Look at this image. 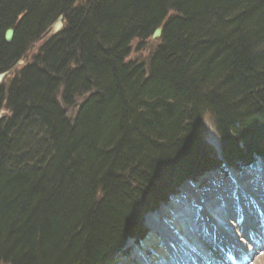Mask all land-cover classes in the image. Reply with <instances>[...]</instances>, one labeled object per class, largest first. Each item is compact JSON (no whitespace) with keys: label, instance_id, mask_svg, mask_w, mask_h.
Here are the masks:
<instances>
[{"label":"trees","instance_id":"obj_1","mask_svg":"<svg viewBox=\"0 0 264 264\" xmlns=\"http://www.w3.org/2000/svg\"><path fill=\"white\" fill-rule=\"evenodd\" d=\"M22 60L0 84V264H115L185 180L264 155V0H0V73Z\"/></svg>","mask_w":264,"mask_h":264},{"label":"bare ground","instance_id":"obj_2","mask_svg":"<svg viewBox=\"0 0 264 264\" xmlns=\"http://www.w3.org/2000/svg\"><path fill=\"white\" fill-rule=\"evenodd\" d=\"M250 168L200 192L182 186L183 199L148 217V235L124 264H264V162Z\"/></svg>","mask_w":264,"mask_h":264},{"label":"rangeland","instance_id":"obj_3","mask_svg":"<svg viewBox=\"0 0 264 264\" xmlns=\"http://www.w3.org/2000/svg\"><path fill=\"white\" fill-rule=\"evenodd\" d=\"M74 1L76 3H81L84 0H74ZM51 35H52L51 30H49L47 33H45L44 37L41 38V40H39L38 42H36L35 45L32 47V49L29 51L25 61L26 60L30 61L31 57H33V55L38 51V49L42 45V43ZM159 39H160V36L158 38H153L152 36H150L147 39H138V38L133 39L131 44H130V54L127 57V60L143 61L146 63L150 57V54L154 50L155 46L159 43ZM23 63H24L23 60L21 63H18V65H16L15 68L12 71H10L4 77V79L1 81V83H6L12 77L13 71H16V69L19 68L20 65H22ZM75 111H76V108H67V113L71 117L74 116ZM6 112L7 111L4 107L2 109H0L1 117L3 115H5ZM203 123L205 125V135H204L205 141L208 143V145H210L218 153V155H220V151H221L220 139H219L218 133L215 129V125H214V121H213L212 117L208 114H205L204 118H203ZM261 162H264V155L256 156L255 159L253 160V162L245 168L235 169L232 167H230V168L229 167H224V168L220 167V168L211 169V170L205 172L203 175H200L199 177H195L193 179L185 180L180 186H178L176 188V191L174 193H177L180 196V198H182V194H180V190H181L182 186L184 187V185L185 186L186 185L192 186L196 192H198V190L200 192L202 189H205L206 186H208V185L219 183V182H224L228 179L229 180L230 179L235 180V178H234L235 176L236 177L242 176V175L248 174V173L252 174V170L250 167H252L254 164H259ZM170 197L171 196L169 195V200L167 202L159 203V205L155 209L149 210L150 212L147 211L144 214L143 224H144V229L147 230V235L149 233V226L147 225L148 217H150V215L153 216L154 213L160 207H164L171 200ZM214 211L215 210H213V212L212 211L211 212L213 214H217ZM189 218L190 217H186V219H189ZM219 218L224 219L223 217H219ZM182 220H184V219H182ZM182 222L184 223V221H182ZM145 230H144V235H145ZM144 239H143V241H144ZM143 241L138 242V243L140 245H142ZM124 246H126V249L124 251H122V253L117 255V257H116L117 260H116L115 264H121V263L124 264V262H127L130 260L132 254H133L132 249L135 248L134 240H129L127 242V244ZM134 250H136V249H134Z\"/></svg>","mask_w":264,"mask_h":264},{"label":"water","instance_id":"obj_4","mask_svg":"<svg viewBox=\"0 0 264 264\" xmlns=\"http://www.w3.org/2000/svg\"><path fill=\"white\" fill-rule=\"evenodd\" d=\"M63 26V16L60 15L56 21L51 25L50 30L52 31V35H54L55 33H57ZM162 32V28L161 27H157L153 33H152V37L153 38H158L161 35ZM13 34H14V29L13 28H8L5 31V35L4 38L6 41H11L13 38ZM22 61H19L18 63H21ZM10 72V70L5 71L3 73H0V83L1 81L4 79V77ZM0 118H1V114H0Z\"/></svg>","mask_w":264,"mask_h":264}]
</instances>
